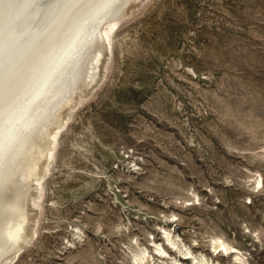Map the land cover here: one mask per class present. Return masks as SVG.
Instances as JSON below:
<instances>
[{"label":"rangeland","instance_id":"374dc122","mask_svg":"<svg viewBox=\"0 0 264 264\" xmlns=\"http://www.w3.org/2000/svg\"><path fill=\"white\" fill-rule=\"evenodd\" d=\"M112 44L14 264H134L147 246L162 264L163 226L216 263L213 235L264 264V0H145Z\"/></svg>","mask_w":264,"mask_h":264},{"label":"bare ground","instance_id":"6f19581e","mask_svg":"<svg viewBox=\"0 0 264 264\" xmlns=\"http://www.w3.org/2000/svg\"><path fill=\"white\" fill-rule=\"evenodd\" d=\"M144 1L0 0V264L37 238L60 133L105 77L118 23ZM254 184L264 187L262 174ZM161 229L149 241L162 264H220ZM210 244L230 264H248L222 235ZM151 252L143 247L134 264H148Z\"/></svg>","mask_w":264,"mask_h":264},{"label":"built area","instance_id":"2783aa9c","mask_svg":"<svg viewBox=\"0 0 264 264\" xmlns=\"http://www.w3.org/2000/svg\"><path fill=\"white\" fill-rule=\"evenodd\" d=\"M261 186H262V185H261ZM261 186H260V187H261Z\"/></svg>","mask_w":264,"mask_h":264}]
</instances>
